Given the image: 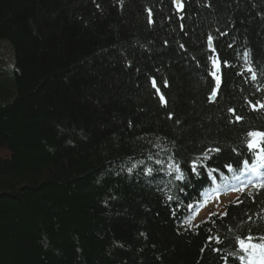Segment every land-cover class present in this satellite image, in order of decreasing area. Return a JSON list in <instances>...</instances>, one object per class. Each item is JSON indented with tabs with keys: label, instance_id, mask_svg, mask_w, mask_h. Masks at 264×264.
Returning a JSON list of instances; mask_svg holds the SVG:
<instances>
[{
	"label": "trees",
	"instance_id": "16d2710c",
	"mask_svg": "<svg viewBox=\"0 0 264 264\" xmlns=\"http://www.w3.org/2000/svg\"><path fill=\"white\" fill-rule=\"evenodd\" d=\"M250 136L255 167L264 0H0V264H242L264 182L197 225L186 203ZM152 151L162 187L131 169Z\"/></svg>",
	"mask_w": 264,
	"mask_h": 264
},
{
	"label": "bare ground",
	"instance_id": "6f19581e",
	"mask_svg": "<svg viewBox=\"0 0 264 264\" xmlns=\"http://www.w3.org/2000/svg\"><path fill=\"white\" fill-rule=\"evenodd\" d=\"M151 81H155L153 78H151ZM159 146H163V144H158ZM256 147L251 146V136L250 137H246L245 140L243 141V151H242V155L238 158L236 163L230 162L228 164H225L224 166H229V167H234L235 169H240V163L242 161H246L247 158L249 157V153H248V149L250 150L251 153H253L255 151ZM155 151V149H154ZM207 151L203 150L201 153L196 154L193 156V158L190 160V165L188 166V170L190 172V170L192 169L193 164H198L199 167L197 168L196 172L194 175H192L191 177L193 178L194 181L199 180V183L197 185L198 189V193L200 194L201 192L205 191L206 189H209L213 186V180L209 177V174L215 175L217 173V167L214 164H208L206 163V160L203 158L204 156L207 155H211V153L209 152L208 154H206ZM253 157H256V153L252 154ZM175 154L171 151H166L163 154H161V156L155 157L153 151L150 152V154L147 155V157H139V158H133L132 160V167L131 169L134 168V170H138V168H140V165L148 168L150 170V172L146 169H143L144 171L148 172V174L152 173V176L154 177V179L159 180L160 183H162V185H160V187H162L163 185L167 184V181L169 182V176L170 173L167 172L169 170V166L171 163H173L174 159H175ZM145 161L141 162L142 160ZM153 161V162H152ZM141 162V164H140ZM174 177V175H172ZM221 180H224L225 183H228L231 181V179H229L226 176V172L224 171V173H221L219 175ZM191 178V180H192ZM185 182H186V177H184ZM190 182V181H189ZM174 190V189H172ZM178 195H183L182 192L177 193ZM199 205V200L197 199V197L193 198L192 201L187 202L186 203V217L188 214H192L196 208ZM262 215V219L264 221V213L261 214ZM177 217V215H176ZM260 217V216H258ZM181 217H179L180 219ZM262 219L260 218V220L262 221ZM259 232V233H258ZM258 232H252V233H248L246 235H254V236H259L261 234V230H258ZM264 237V234H261ZM234 251H236L235 249H233L232 252H230V254H232ZM235 255V254H234ZM234 258H232L231 260L227 261L224 260L223 264H233Z\"/></svg>",
	"mask_w": 264,
	"mask_h": 264
},
{
	"label": "rangeland",
	"instance_id": "374dc122",
	"mask_svg": "<svg viewBox=\"0 0 264 264\" xmlns=\"http://www.w3.org/2000/svg\"><path fill=\"white\" fill-rule=\"evenodd\" d=\"M217 199H211L208 201V203L206 205H204L202 208L199 209L198 211V215L199 217L196 218V223L198 222H203L205 219H207L208 216L214 214V213H220L223 211V207L229 202V201H233L236 198V194L235 193H229V194H223V195H219L217 196ZM261 256H264L261 255ZM263 258H258V262H256V264H262Z\"/></svg>",
	"mask_w": 264,
	"mask_h": 264
},
{
	"label": "water",
	"instance_id": "95a60500",
	"mask_svg": "<svg viewBox=\"0 0 264 264\" xmlns=\"http://www.w3.org/2000/svg\"><path fill=\"white\" fill-rule=\"evenodd\" d=\"M211 44V43H210Z\"/></svg>",
	"mask_w": 264,
	"mask_h": 264
}]
</instances>
